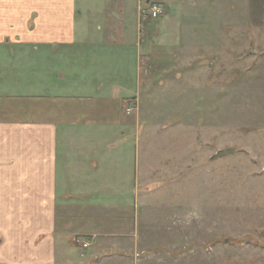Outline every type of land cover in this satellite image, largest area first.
I'll list each match as a JSON object with an SVG mask.
<instances>
[{"label": "rangeland", "instance_id": "1", "mask_svg": "<svg viewBox=\"0 0 264 264\" xmlns=\"http://www.w3.org/2000/svg\"><path fill=\"white\" fill-rule=\"evenodd\" d=\"M149 2L163 15L140 24L137 102L123 110L129 137L98 148L100 161H114L105 188L121 189L125 204L140 196L124 264H264V0ZM125 3L126 29L146 4ZM114 53V71L97 72L117 77L119 66L133 78L135 60Z\"/></svg>", "mask_w": 264, "mask_h": 264}, {"label": "crops", "instance_id": "2", "mask_svg": "<svg viewBox=\"0 0 264 264\" xmlns=\"http://www.w3.org/2000/svg\"><path fill=\"white\" fill-rule=\"evenodd\" d=\"M126 8L125 0H0V264L131 261L140 196L125 204L121 189L105 188L114 161L98 158L100 146L129 137L125 101L137 102L145 33L139 6L125 29ZM97 17L106 30L91 29ZM116 51L135 60L133 78L119 66L117 77L97 72L114 71ZM131 82L133 93L113 86ZM78 236L89 245L75 244Z\"/></svg>", "mask_w": 264, "mask_h": 264}, {"label": "built area", "instance_id": "3", "mask_svg": "<svg viewBox=\"0 0 264 264\" xmlns=\"http://www.w3.org/2000/svg\"><path fill=\"white\" fill-rule=\"evenodd\" d=\"M162 14L163 7L155 2L145 5V7H139V15L141 20L157 19L161 17ZM129 110L130 108H127V113L129 112ZM74 243L80 245L83 248L89 245L88 240L85 237L81 236L75 237Z\"/></svg>", "mask_w": 264, "mask_h": 264}, {"label": "water", "instance_id": "4", "mask_svg": "<svg viewBox=\"0 0 264 264\" xmlns=\"http://www.w3.org/2000/svg\"><path fill=\"white\" fill-rule=\"evenodd\" d=\"M232 152H233V148L220 149L214 155H212L211 158L220 157V156H223V155L230 154Z\"/></svg>", "mask_w": 264, "mask_h": 264}, {"label": "trees", "instance_id": "5", "mask_svg": "<svg viewBox=\"0 0 264 264\" xmlns=\"http://www.w3.org/2000/svg\"><path fill=\"white\" fill-rule=\"evenodd\" d=\"M125 102H126L127 105H130V104H134L135 103L133 99L127 100Z\"/></svg>", "mask_w": 264, "mask_h": 264}]
</instances>
